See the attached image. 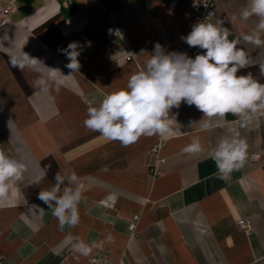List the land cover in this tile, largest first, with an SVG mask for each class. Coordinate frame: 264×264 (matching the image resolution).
Instances as JSON below:
<instances>
[{"label": "crops", "instance_id": "1", "mask_svg": "<svg viewBox=\"0 0 264 264\" xmlns=\"http://www.w3.org/2000/svg\"><path fill=\"white\" fill-rule=\"evenodd\" d=\"M171 1L173 10L168 7ZM193 1L0 0V9L13 5L10 23L0 28V150L28 166L0 208V262L92 264L97 258L101 264H264V119L249 130L240 129L237 118L227 115L248 144L247 162L228 181L218 178L209 155L220 139L231 135L228 126L189 128L190 121L203 116L195 105L182 101L170 110L180 131L173 124L169 134L142 136L127 147L105 141L83 123L89 106L125 88L130 75L143 69L156 43L174 51L193 21ZM245 5L246 0H218L210 22L224 21L223 27L233 31L229 39H239L238 47L253 59L237 74L251 72L264 83V46L240 36L257 23L256 18L239 20ZM110 13L137 52L135 62L125 60L110 36ZM71 42L80 45V68L74 74L66 67L70 61L63 51ZM20 50L48 69L37 73L13 68L9 57ZM57 69L63 76L72 74L59 91L54 86L46 92L33 88L38 75L60 78L52 71ZM197 137L204 150L182 152ZM158 143L162 146L154 151ZM45 168L47 176L33 183ZM64 170L75 171L86 190L79 224L61 230L38 193L50 188L55 174ZM136 215L131 234L129 225ZM243 219L251 225L248 233L237 225ZM75 236L104 243L84 257L71 249Z\"/></svg>", "mask_w": 264, "mask_h": 264}, {"label": "clouds", "instance_id": "2", "mask_svg": "<svg viewBox=\"0 0 264 264\" xmlns=\"http://www.w3.org/2000/svg\"><path fill=\"white\" fill-rule=\"evenodd\" d=\"M212 15L209 13L204 21L194 24L190 33L182 37L190 47L205 50L203 54H197L193 59L183 52H166L156 43L143 69L130 75L125 88L106 94L98 106L88 107L83 121L85 128L98 132L107 142L118 141L127 147L142 136H165L173 131V124L175 130L180 131L182 126L176 123L175 116H170V110L179 108L182 101L189 106L195 105L203 116L199 121H190L189 128L208 130L228 126L231 135L220 139L209 152L218 170V178L228 181L231 174L247 162L248 144L226 117L233 115L240 129L249 130L254 123L264 119V83L255 79L251 72L237 74L254 61L245 49L238 47L239 39H229L233 31L223 27L224 21L208 22ZM251 18H256L255 27L240 36L247 43L264 46V0H246L239 12V20L247 22ZM230 21L235 28L237 16L233 15ZM88 44L90 46V42ZM79 48V42H71L63 50L70 61L66 67L72 70V74L80 68ZM9 62L21 71L28 68L42 73L43 69H48L43 61L30 57L23 50L11 55ZM52 71L59 73L58 69ZM260 72L264 75V63L260 64ZM72 74H60V78L38 75L33 88L46 92L54 86L59 91L63 79ZM203 150L197 137L182 152L195 154ZM27 168L22 158L0 150V208L6 205L15 182L23 179ZM46 176L47 169H41L33 183L39 184ZM54 180L50 188L38 193V198L48 206L61 230L73 228L80 222L79 205L84 198L85 184L75 171L68 170L58 171ZM32 207L39 208L38 205ZM40 211L44 212L43 209ZM106 240L110 242L111 237ZM72 241V251L84 257L104 243H88L79 236L72 237Z\"/></svg>", "mask_w": 264, "mask_h": 264}, {"label": "built area", "instance_id": "3", "mask_svg": "<svg viewBox=\"0 0 264 264\" xmlns=\"http://www.w3.org/2000/svg\"><path fill=\"white\" fill-rule=\"evenodd\" d=\"M194 2L195 5L194 6ZM217 6H218V0H195L190 4V10L193 16V21L191 22L190 28L188 31L182 36H187L190 31L192 30V26L196 24L197 22L204 21L209 13H213L211 16L210 21H212L216 15H217ZM169 10H173L175 7V1H171L168 4ZM13 11V5L11 3H7L0 9V28L7 26L10 21H11V13ZM108 23L111 25L109 29V34L112 38L117 40L118 45L123 51L125 55V60L127 62H135L137 59V52L128 45L126 42L122 32L117 29V27L114 24L115 21V15L113 13L108 14L107 16ZM180 39L178 43L174 45V51L173 52H183L186 53L189 57L195 58L197 54H202L204 50L198 48V47H190L183 39ZM162 146V143H158L155 145L154 151H157L160 147ZM138 216H134L132 219V222L129 225V230L131 234H134L136 226H137V221H138ZM237 225L240 229L245 231L246 233L250 232L251 230V225L248 220H240L237 222ZM92 264H101L99 259L97 258H92L91 259ZM0 264H3L0 262Z\"/></svg>", "mask_w": 264, "mask_h": 264}]
</instances>
